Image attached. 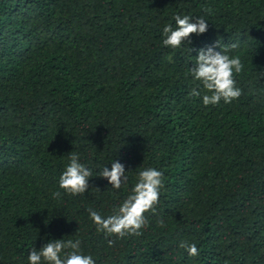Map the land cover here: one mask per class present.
<instances>
[{
  "label": "trees",
  "instance_id": "1",
  "mask_svg": "<svg viewBox=\"0 0 264 264\" xmlns=\"http://www.w3.org/2000/svg\"><path fill=\"white\" fill-rule=\"evenodd\" d=\"M176 15L206 33L163 46ZM233 44L242 95L204 106L189 69ZM72 152L89 189L54 199ZM147 168L164 187L142 235L98 232L88 209L113 215ZM69 239L95 264H264V0H0V264Z\"/></svg>",
  "mask_w": 264,
  "mask_h": 264
},
{
  "label": "clouds",
  "instance_id": "2",
  "mask_svg": "<svg viewBox=\"0 0 264 264\" xmlns=\"http://www.w3.org/2000/svg\"><path fill=\"white\" fill-rule=\"evenodd\" d=\"M204 11L210 14L212 10L206 8ZM174 20L176 25L174 29L171 24L163 28V46L172 49L179 48L186 42L191 43L189 39L191 35L205 34L208 29V23L203 17L195 19L194 23L192 17L187 15L183 17L176 15ZM235 47V44L226 46L223 52L214 51L212 47L207 51L200 50L198 58L195 59V66L189 69L193 82L197 83V87L202 86L205 91L202 97L204 106H215L221 100L225 104H230L242 95L241 89L236 86L235 76L242 72L243 63L239 56L230 57L227 54L229 48ZM190 95L199 97L201 93L194 88ZM69 160L70 163L59 178L61 191L52 194L54 199L60 198L62 193L75 197L89 189L92 171L79 163V156L75 152L69 155ZM111 164V170L104 167L97 176L106 179L112 189L119 190L128 177L124 165L119 162ZM163 187L162 171L154 168L142 169L138 173L132 193L113 215L104 218L96 211L88 209L90 219L96 230L106 237L140 236L141 230L147 226L145 214L149 212L155 214L160 190ZM160 226H164L163 221H160ZM179 246L184 248L189 256L199 254L194 243L188 244L184 241ZM28 264H95V261L91 255L80 252V240L69 239L67 242L64 240L48 242L39 251L33 248L28 255Z\"/></svg>",
  "mask_w": 264,
  "mask_h": 264
}]
</instances>
